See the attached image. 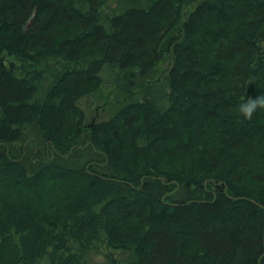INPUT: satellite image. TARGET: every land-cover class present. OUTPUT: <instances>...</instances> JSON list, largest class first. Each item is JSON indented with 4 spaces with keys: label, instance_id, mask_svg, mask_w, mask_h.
Returning <instances> with one entry per match:
<instances>
[{
    "label": "trees",
    "instance_id": "1",
    "mask_svg": "<svg viewBox=\"0 0 264 264\" xmlns=\"http://www.w3.org/2000/svg\"><path fill=\"white\" fill-rule=\"evenodd\" d=\"M261 95L264 0H0V264H264Z\"/></svg>",
    "mask_w": 264,
    "mask_h": 264
},
{
    "label": "rangeland",
    "instance_id": "2",
    "mask_svg": "<svg viewBox=\"0 0 264 264\" xmlns=\"http://www.w3.org/2000/svg\"><path fill=\"white\" fill-rule=\"evenodd\" d=\"M107 84L102 88V90L100 91V93H92L89 94L85 97H83L81 99V105L82 107L85 109L86 113H87V120H86V125H90L92 123H95L96 121H100L106 118H109L110 114L113 112V110H111L109 108V102H106L107 100H109V98L114 99L117 98L118 96L123 97L124 94H119L118 90H115L114 88H117L118 86H114V83L109 82V79L107 80ZM122 92V91H121ZM115 93L119 94V95H115ZM125 99V97L123 98ZM28 132V138L25 141H21L20 144H14V146L17 147H24L25 145L29 144L30 146H32V142L31 139L35 138L36 135L34 134H30L29 130ZM81 147V151L74 156L75 160H79L78 162H76L77 164L81 165L87 158L91 157L93 155V152L96 154V157L99 155L98 151L95 152V150L90 147L88 145V142H84L83 145L80 146ZM36 155V152H35ZM43 155V153H42ZM34 156V153H33ZM53 157V153H47L46 155V159L50 160ZM68 158L71 159L68 155ZM44 158H40V160H43ZM34 160H36L34 158ZM38 161V160H37ZM36 161V162H37ZM73 164H76L74 162H72ZM113 256L117 259L120 260V263L124 262V255L121 251H114ZM96 260H98L101 263H104L105 258L102 256H98L96 258ZM42 264H49L48 259H44L41 262Z\"/></svg>",
    "mask_w": 264,
    "mask_h": 264
},
{
    "label": "clouds",
    "instance_id": "3",
    "mask_svg": "<svg viewBox=\"0 0 264 264\" xmlns=\"http://www.w3.org/2000/svg\"><path fill=\"white\" fill-rule=\"evenodd\" d=\"M261 108H264V95L258 98L248 97L243 100L238 106V111L245 119L251 120L253 115Z\"/></svg>",
    "mask_w": 264,
    "mask_h": 264
}]
</instances>
